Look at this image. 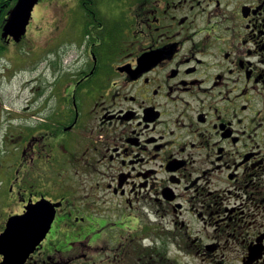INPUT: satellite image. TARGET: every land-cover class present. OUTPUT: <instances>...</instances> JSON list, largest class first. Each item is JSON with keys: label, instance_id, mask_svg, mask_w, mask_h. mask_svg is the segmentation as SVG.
<instances>
[{"label": "flooded vegetation", "instance_id": "1", "mask_svg": "<svg viewBox=\"0 0 264 264\" xmlns=\"http://www.w3.org/2000/svg\"><path fill=\"white\" fill-rule=\"evenodd\" d=\"M17 2L0 0V76L33 69L19 114L0 110L10 264H224L232 245L264 264V0H75L69 68L46 28L5 34ZM41 197L51 224L10 231Z\"/></svg>", "mask_w": 264, "mask_h": 264}, {"label": "rangeland", "instance_id": "2", "mask_svg": "<svg viewBox=\"0 0 264 264\" xmlns=\"http://www.w3.org/2000/svg\"><path fill=\"white\" fill-rule=\"evenodd\" d=\"M39 7L37 11L35 10L36 12L34 11V18L29 28L30 30H44L46 28L47 31L41 36H57L61 38L63 44L59 48L63 49L64 53L69 52V54L64 56L63 61L60 63L63 64L64 67L69 68L75 57V0H45ZM54 22L57 23V29H52L55 28L54 24L56 23ZM50 25L52 28H50ZM51 30H53L54 33L51 32ZM37 42L41 43V40ZM44 65L45 61H41L36 68L42 70ZM32 69L33 68L22 71L11 81H4L7 79L8 74L4 77L0 76V81H3L0 83V100L4 104V106H0L1 111L14 110L16 114H19V110L22 109V106H25L26 102L30 100L32 96L30 95L31 87H27L25 90L22 86L24 81H29L31 79L32 75H30V71ZM34 83L36 82H33V84ZM41 83L39 82L37 85ZM45 84H50V82L46 81ZM86 180L87 179H85V181ZM75 181H80V179L76 178ZM77 197L80 198V200L85 198L83 193ZM232 247L233 248H229L223 252L220 250L217 253L216 260L220 261L222 258H225L224 264H241L242 249L235 245H232ZM169 255L176 258L179 264H214L210 259H206L205 261H203L201 257L194 259L191 256L175 252L174 250L171 251Z\"/></svg>", "mask_w": 264, "mask_h": 264}, {"label": "water", "instance_id": "3", "mask_svg": "<svg viewBox=\"0 0 264 264\" xmlns=\"http://www.w3.org/2000/svg\"><path fill=\"white\" fill-rule=\"evenodd\" d=\"M39 1L40 0H18L16 6L10 13V17L5 27V34L13 36L18 41L24 35H26L27 27L29 26L32 20L33 11ZM52 220L53 215L51 216V219L48 221V223L51 224ZM7 234L8 233H6V238ZM44 236L45 230L40 235L31 237L35 240V242L34 240L32 242L27 240L24 241L25 237H18L19 240H16L15 244H13L15 248H12V250L5 252H10L11 254L15 253L16 255L26 257L32 251L33 247L37 245L43 239ZM6 244L8 243L6 242Z\"/></svg>", "mask_w": 264, "mask_h": 264}, {"label": "snow or ice", "instance_id": "4", "mask_svg": "<svg viewBox=\"0 0 264 264\" xmlns=\"http://www.w3.org/2000/svg\"><path fill=\"white\" fill-rule=\"evenodd\" d=\"M55 213V206L52 203L46 202V198L41 197L39 201L30 202L27 207L26 213L17 217L13 222L12 229L25 228L33 225H38L45 216H52ZM0 237V264H10V260L6 259L2 253L4 247Z\"/></svg>", "mask_w": 264, "mask_h": 264}]
</instances>
